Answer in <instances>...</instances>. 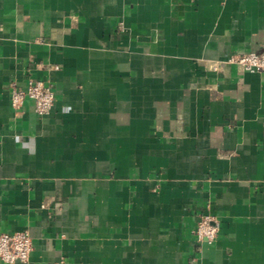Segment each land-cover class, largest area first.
<instances>
[{
  "label": "crops",
  "instance_id": "crops-1",
  "mask_svg": "<svg viewBox=\"0 0 264 264\" xmlns=\"http://www.w3.org/2000/svg\"><path fill=\"white\" fill-rule=\"evenodd\" d=\"M262 50L264 0H0V233L34 244L0 264H264V72L225 61Z\"/></svg>",
  "mask_w": 264,
  "mask_h": 264
},
{
  "label": "built area",
  "instance_id": "built-area-1",
  "mask_svg": "<svg viewBox=\"0 0 264 264\" xmlns=\"http://www.w3.org/2000/svg\"><path fill=\"white\" fill-rule=\"evenodd\" d=\"M240 71L264 72V50L234 53L226 60ZM11 100L14 108L20 110L30 100L40 115H49L57 104V94L53 87L41 79H31L21 87L16 82L11 88ZM220 220L210 214H203L194 230L199 240L214 241L220 230ZM34 249L33 239L28 230L0 233V260L7 263L26 262Z\"/></svg>",
  "mask_w": 264,
  "mask_h": 264
}]
</instances>
